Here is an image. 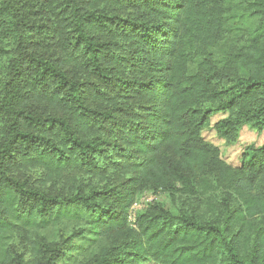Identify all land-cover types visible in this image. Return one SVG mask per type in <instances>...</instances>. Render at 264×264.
<instances>
[{
    "label": "trees",
    "instance_id": "trees-1",
    "mask_svg": "<svg viewBox=\"0 0 264 264\" xmlns=\"http://www.w3.org/2000/svg\"><path fill=\"white\" fill-rule=\"evenodd\" d=\"M220 113L264 130V0H0V264H264Z\"/></svg>",
    "mask_w": 264,
    "mask_h": 264
},
{
    "label": "rangeland",
    "instance_id": "rangeland-1",
    "mask_svg": "<svg viewBox=\"0 0 264 264\" xmlns=\"http://www.w3.org/2000/svg\"><path fill=\"white\" fill-rule=\"evenodd\" d=\"M225 116V114L221 113L214 115L211 118L210 126L202 131V137L207 142L215 145L219 149L220 158L223 162L230 165L231 167H238L241 165L242 154L247 147H258L264 143V130L262 132H257L250 127L243 126L237 139L234 142L226 143L223 139L216 135L214 130L215 123L225 118ZM144 197H151V195H145L143 198ZM157 198L160 201H165V197L163 195H160ZM78 225L80 226L81 224H78L77 222H64L59 227L55 228L54 231L56 233H61L63 236H68L73 230L78 228ZM66 263L79 264L78 261H73L72 257Z\"/></svg>",
    "mask_w": 264,
    "mask_h": 264
},
{
    "label": "built area",
    "instance_id": "built-area-1",
    "mask_svg": "<svg viewBox=\"0 0 264 264\" xmlns=\"http://www.w3.org/2000/svg\"><path fill=\"white\" fill-rule=\"evenodd\" d=\"M152 200H153L152 197H144V198H142V199L139 201V203H138V202L135 203V204L132 206V208L130 209V212H129V214H130L129 219H130L131 221H133L135 211L138 210V209H140V208H142V207H144V206H146V205H147L148 203H150Z\"/></svg>",
    "mask_w": 264,
    "mask_h": 264
}]
</instances>
